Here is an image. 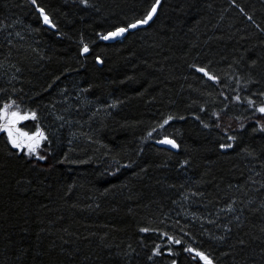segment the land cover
Here are the masks:
<instances>
[{"label":"trees","instance_id":"trees-1","mask_svg":"<svg viewBox=\"0 0 264 264\" xmlns=\"http://www.w3.org/2000/svg\"><path fill=\"white\" fill-rule=\"evenodd\" d=\"M7 106L0 264H264V0H0Z\"/></svg>","mask_w":264,"mask_h":264},{"label":"rangeland","instance_id":"rangeland-1","mask_svg":"<svg viewBox=\"0 0 264 264\" xmlns=\"http://www.w3.org/2000/svg\"><path fill=\"white\" fill-rule=\"evenodd\" d=\"M156 12H157V7H156ZM156 12L152 15V17L156 14ZM150 20H148V22ZM147 23H143L142 21L136 24L135 27L146 25ZM115 33H119V31ZM125 33L126 31H123L122 33H119L117 35H112L113 34L112 33L108 36H105L108 38L107 39L104 38V39L110 40L111 38L113 39L117 37H122ZM28 117H29L28 114H24L18 108L13 106H7L3 111V125L1 126L0 131H6L11 136L14 145H16V147H18L20 150L27 152L29 155H34L36 157H39L40 147L44 141L45 136L42 132L30 134L20 129V123H22ZM164 141H172L175 146H173V144L164 143ZM160 144L168 145L176 149L178 148V145L171 139H164L160 141Z\"/></svg>","mask_w":264,"mask_h":264},{"label":"snow or ice","instance_id":"snow-or-ice-1","mask_svg":"<svg viewBox=\"0 0 264 264\" xmlns=\"http://www.w3.org/2000/svg\"><path fill=\"white\" fill-rule=\"evenodd\" d=\"M33 2H35V0H33ZM157 3H159V0H157ZM155 12H156V8L153 7L152 11H151V12L149 13V15H148V18H147L146 20H144L143 23H147L148 20H150V19L152 18V15H153ZM44 20H45L46 23L49 22L47 16L44 17ZM135 26H136V25H132L131 27H135ZM123 31H125V29H120V30H119V33H122ZM119 33H113L112 35H117V34H119ZM104 38L107 39L108 37H104ZM87 50H88L87 47H85V48H84V51L87 52ZM201 71H203V69H201ZM260 111H261V112H264V108H261ZM164 143L173 144V146H175L174 143H173L172 141H164ZM197 255H199L202 259L205 260V264H211V261L208 260V258L205 257L202 253H197Z\"/></svg>","mask_w":264,"mask_h":264},{"label":"water","instance_id":"water-1","mask_svg":"<svg viewBox=\"0 0 264 264\" xmlns=\"http://www.w3.org/2000/svg\"><path fill=\"white\" fill-rule=\"evenodd\" d=\"M49 20V19H48ZM118 38V37H117ZM112 39V38H111ZM113 39H115V38H113ZM88 52H89V50H87V52H85L84 51V53L85 54H88ZM201 69H203V68H197V71L199 72V73H201V74H204V75H206V76H209V72L206 70V69H203V71H201ZM214 80H216V78H213ZM193 252V251H192ZM194 254H196V252L194 251L193 252ZM199 258L203 261V262H205V260L204 259H202L200 256H199Z\"/></svg>","mask_w":264,"mask_h":264}]
</instances>
